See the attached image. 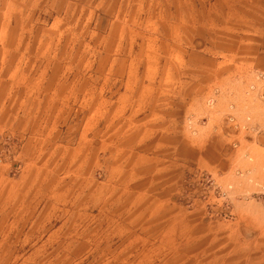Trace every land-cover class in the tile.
Here are the masks:
<instances>
[{
	"label": "rangeland",
	"instance_id": "rangeland-1",
	"mask_svg": "<svg viewBox=\"0 0 264 264\" xmlns=\"http://www.w3.org/2000/svg\"><path fill=\"white\" fill-rule=\"evenodd\" d=\"M263 127L264 0H0V264H264Z\"/></svg>",
	"mask_w": 264,
	"mask_h": 264
},
{
	"label": "crops",
	"instance_id": "crops-1",
	"mask_svg": "<svg viewBox=\"0 0 264 264\" xmlns=\"http://www.w3.org/2000/svg\"><path fill=\"white\" fill-rule=\"evenodd\" d=\"M234 109H236L235 111H238L239 116L242 115V114H244L243 112L246 111V110L243 109L242 107H240V106H236V105H234ZM245 113H246V112H245ZM235 129L240 130V129H241V125H238L237 127H235ZM260 130H261V129H260ZM261 132H262V133H260L259 138H260V139H261V138L264 139V127L262 128Z\"/></svg>",
	"mask_w": 264,
	"mask_h": 264
}]
</instances>
